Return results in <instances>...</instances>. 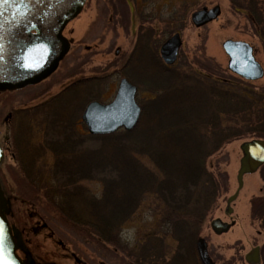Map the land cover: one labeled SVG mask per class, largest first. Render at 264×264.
<instances>
[{"label": "rangeland", "instance_id": "1", "mask_svg": "<svg viewBox=\"0 0 264 264\" xmlns=\"http://www.w3.org/2000/svg\"><path fill=\"white\" fill-rule=\"evenodd\" d=\"M216 4L220 6V14L216 19L201 27H195L191 23V12L203 6L210 8ZM143 29H150L153 38L150 43L153 46L158 44V58L161 67L165 69L178 67L192 71L196 69L206 77L222 78L228 83L240 82L241 86L246 84L255 90L264 89V74L258 80L247 81L227 69L228 57L221 44L226 39H233L250 43L254 49L255 59L264 70V40L261 39L259 27L257 28V25L253 27L243 10L235 9L231 0H86L81 12L69 21L62 31L70 47L55 71L39 84L0 93V120L2 121V116L12 110L13 118L19 124V146L12 151L7 141L8 151L5 152L4 160L0 164V184L10 206L7 215L9 224L21 235L26 254H29L33 264H129L130 260L135 259L133 255L130 256L129 248L135 250L140 245H157L154 243H159L156 238L158 236L163 239L164 246L161 264H166L169 258L170 264H178L177 258L179 260L181 257H183L181 262L185 261L184 264H201L195 248V240L198 237H203L207 242L208 253L215 264H249L244 258L254 247L261 249L260 264H264V210L254 204L256 203L254 199H264L261 168L243 176L242 187L229 204L232 212H226L227 199L238 188L236 174L242 156L240 145L253 137L250 134L225 143L217 152L205 159V168L214 176L221 175V187L198 227L193 246H190L192 254L189 260L185 256L188 253H183L187 246H178L177 241L169 233L162 231L163 218L154 208L152 196L146 195L143 198L141 196L140 205L130 218L123 223L120 222V225L117 224L114 214L112 212L109 214L108 228L112 229L115 235L114 245H111L102 243L96 236L87 238L72 228L67 221L59 219L50 205L43 206L42 202L45 201L43 196L34 192L37 186L44 184V181L41 183L39 181V185H33L27 179V169L30 171L29 174L31 169L46 172L53 169L55 158L49 149L43 148L47 129L44 131L45 116L39 106L57 93H61L66 86L80 83L76 100L68 101L66 111V115L75 114L79 116V120L89 102L111 101L121 78H126L136 87L135 100L140 107L153 98L151 87L154 86L148 88L150 83L146 84V79L151 80L147 77L149 74L141 68L139 59L130 60L132 50ZM175 32L179 33L182 45L175 63L168 65L162 60L158 48ZM133 57L135 59L136 56ZM146 63L147 68H154V59L146 60ZM75 108L78 110L72 114ZM140 117L141 113L138 122ZM75 129L77 130L74 133H77L78 139L90 135L93 137L77 147L79 149L77 155L81 154L78 157L79 161H82L80 159L84 154L80 150L96 148L107 134H90L85 124L84 129L78 124ZM131 130L118 128L109 134L120 136ZM8 132V127L6 128L2 121L0 127L2 143L6 137L10 139L11 134ZM122 136L115 137L113 142L130 147L128 141L119 140L123 138ZM128 139L130 141L132 137ZM86 145L88 146L85 147ZM99 148L101 150V147ZM38 155L40 156L37 158ZM139 158L143 165L153 169L145 157ZM93 166L99 175L100 167L97 164ZM102 176H107L108 179L110 177L109 174ZM102 176L99 175L101 179H107ZM93 178L82 180L78 185L81 190L84 188L92 194L98 202L104 198L105 188L97 176ZM48 179L47 177V182ZM67 199L69 198L64 201L67 202ZM72 200L75 202L74 205L80 204L78 199ZM109 202L114 210L112 204L116 200L111 199ZM99 215L98 213L91 219L90 227L107 226L106 222L99 220ZM217 217L226 222L233 220L234 224L227 232L216 234L210 227V221ZM17 253L22 259L26 256L22 251Z\"/></svg>", "mask_w": 264, "mask_h": 264}, {"label": "trees", "instance_id": "2", "mask_svg": "<svg viewBox=\"0 0 264 264\" xmlns=\"http://www.w3.org/2000/svg\"><path fill=\"white\" fill-rule=\"evenodd\" d=\"M231 4L243 10L253 27H259L264 40V0H231ZM151 38L150 29H143L130 57L132 61L139 59L141 68L149 74L147 77L151 80L146 79V84L150 83L147 87L154 86L151 87L153 98L141 105L136 127L122 133L123 136L105 135L96 148L81 149L84 155L79 161L81 154L77 155V147L93 137L78 139L74 133L80 124L79 116L74 114L78 109L71 112L74 115H66L68 101L76 100L80 83L71 84L39 106L45 116L44 131L47 129L43 148L49 149L55 158L53 169L47 172L31 169L30 174L27 169L26 176L33 185L44 181L34 192L43 196V206L50 205L59 219L67 221L83 236H96L97 240L111 245H114L115 235L108 228L109 214L112 212L120 225L140 205L141 196L150 195L154 208L163 218L162 231L169 233L178 246H187L182 248L183 253H190L198 227L221 187V175L214 176L208 171L205 159L225 143L247 134L253 136L250 139H264V89L255 90L246 84L241 86L240 82L206 77L196 69H165L158 58V44L153 46ZM151 59L155 61L153 69L146 67V60ZM123 70L125 72V68ZM18 126L11 123L8 127L12 151L19 146ZM81 127L84 129L83 123ZM121 136L119 140L128 141L130 147L113 142L115 137ZM139 156L145 157L153 169L143 165ZM93 164L100 167V176L109 174V179L107 176L101 179ZM260 168L264 179V164ZM95 176L105 188L104 198L98 202L78 185ZM66 198H69L67 202ZM72 199H78L80 204L74 205ZM111 199L116 200L112 204L114 210L109 204ZM254 202L264 210L263 198H256ZM98 213L99 220L107 226L90 227L91 219ZM156 238L159 243L154 244L157 245L140 249L141 252L155 255L160 251L156 246L163 244V239ZM181 258H177L178 264H184ZM144 259L149 264L158 260L150 255Z\"/></svg>", "mask_w": 264, "mask_h": 264}, {"label": "water", "instance_id": "3", "mask_svg": "<svg viewBox=\"0 0 264 264\" xmlns=\"http://www.w3.org/2000/svg\"><path fill=\"white\" fill-rule=\"evenodd\" d=\"M86 0H8L0 3V91L18 90L39 83L50 76L69 50L70 43L62 35L67 23L82 10ZM220 14L218 4L194 10L190 14L191 23L201 27L216 19ZM182 41L178 32L173 33L159 47L164 63L174 64ZM228 57L227 69L238 77L255 81L263 77L264 70L255 59L253 46L243 40L226 39L221 44ZM32 64V67L28 65ZM136 87L126 78L119 81L111 101L89 102L81 120L90 134H109L118 128L131 130L137 124L141 109L135 100ZM242 156L236 174L238 188L227 199V213H231L230 202L242 187L245 174L253 173L264 163V139H251L241 143ZM0 148V164L3 160ZM8 200L0 184V226L3 228L5 258L11 264H32L21 235L7 220ZM234 221L220 218L210 221L216 234L227 232ZM201 264H215L209 256L207 242L198 237L195 242ZM25 253V260L18 254ZM250 264L259 260L258 247L245 255Z\"/></svg>", "mask_w": 264, "mask_h": 264}, {"label": "flooded vegetation", "instance_id": "4", "mask_svg": "<svg viewBox=\"0 0 264 264\" xmlns=\"http://www.w3.org/2000/svg\"><path fill=\"white\" fill-rule=\"evenodd\" d=\"M133 50H134V48H133ZM132 50V51H133ZM132 54V53H131ZM78 81V80H77ZM42 82V81H41ZM40 83V82H39ZM38 83V84H39ZM36 85V84H35ZM65 88H67V86L65 87ZM64 88V89H65ZM0 93H2V92H0ZM12 113H13V111L11 110V111H9L4 117L2 116V121L6 124V128L7 127H9V125L12 123H15V126L17 125V122H16V120L13 118V115H12ZM2 121L0 120V127H1V124H2ZM79 125H80V128L81 129H83L82 127H81V123H83L82 122V120H81V118H80V120H79ZM80 129V130H81ZM9 133V132H8ZM9 140V138L8 137H6V140L2 143V140L0 141V146L2 147V149H3V151H4V153L6 152V151H8V149H7V141ZM153 247V245H140V246H138V247H136V249L135 250H132L131 248H129V252H130V256H134L135 257V259L134 260H130L129 261V264H149L148 263V261L146 260V259H144V258H146L147 256L149 257V255H150V257H157L158 258V260L157 261H150V264H154L153 262H156V264H161V261H162V257L164 256V254H163V250L162 249H164L163 247V244H160V245H158V246H156L157 248L159 247V249H161L160 251H157V255L155 254V255H153L152 253H149V252H146V251H143V252H141V250L140 249H145V248H152ZM146 250V249H145ZM132 252H134L133 254H132ZM258 253H259V264H260V260H261V249L258 247ZM191 254L192 253H188L187 255H185V256H187V260H189V258H190V256H191ZM24 258V257H23ZM160 260V261H159ZM164 262H165V260H164ZM169 262H170V258L166 261V264H169ZM187 263H188V261H186ZM33 263V262H32ZM184 263H185V261H184Z\"/></svg>", "mask_w": 264, "mask_h": 264}, {"label": "snow or ice", "instance_id": "5", "mask_svg": "<svg viewBox=\"0 0 264 264\" xmlns=\"http://www.w3.org/2000/svg\"><path fill=\"white\" fill-rule=\"evenodd\" d=\"M8 0H0V3H7ZM32 67V64L28 65ZM0 264H11V262L5 258V251L3 247V228L0 226Z\"/></svg>", "mask_w": 264, "mask_h": 264}, {"label": "bare ground", "instance_id": "6", "mask_svg": "<svg viewBox=\"0 0 264 264\" xmlns=\"http://www.w3.org/2000/svg\"><path fill=\"white\" fill-rule=\"evenodd\" d=\"M18 254V253H17ZM33 264V263H32Z\"/></svg>", "mask_w": 264, "mask_h": 264}]
</instances>
